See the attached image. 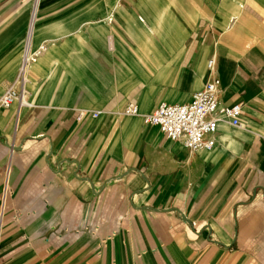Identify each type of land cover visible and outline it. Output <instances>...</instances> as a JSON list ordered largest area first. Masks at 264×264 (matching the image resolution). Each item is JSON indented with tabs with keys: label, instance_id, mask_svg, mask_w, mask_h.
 Instances as JSON below:
<instances>
[{
	"label": "crops",
	"instance_id": "obj_1",
	"mask_svg": "<svg viewBox=\"0 0 264 264\" xmlns=\"http://www.w3.org/2000/svg\"><path fill=\"white\" fill-rule=\"evenodd\" d=\"M27 38L28 105L0 108V264H264V0H0V97ZM212 77L244 105L211 150L144 124Z\"/></svg>",
	"mask_w": 264,
	"mask_h": 264
},
{
	"label": "built area",
	"instance_id": "obj_2",
	"mask_svg": "<svg viewBox=\"0 0 264 264\" xmlns=\"http://www.w3.org/2000/svg\"><path fill=\"white\" fill-rule=\"evenodd\" d=\"M36 54L29 50L27 38L22 54L21 64L14 82L0 97V108L7 109L13 104L27 106L28 77L27 72L36 60ZM213 58L207 61L210 73L214 70ZM220 87L216 77L210 78L201 90L192 94L186 104L160 103L148 114L142 115L145 125L156 127L170 142L180 143L190 153L199 150H211L215 145L214 135L218 122L232 127L240 126L243 103L232 106L222 105L219 101ZM125 116H137L136 105L129 104L122 112ZM92 116H97L93 113ZM83 118V112L77 115L76 121Z\"/></svg>",
	"mask_w": 264,
	"mask_h": 264
},
{
	"label": "bare ground",
	"instance_id": "obj_3",
	"mask_svg": "<svg viewBox=\"0 0 264 264\" xmlns=\"http://www.w3.org/2000/svg\"><path fill=\"white\" fill-rule=\"evenodd\" d=\"M37 2V0H35V3Z\"/></svg>",
	"mask_w": 264,
	"mask_h": 264
},
{
	"label": "rangeland",
	"instance_id": "obj_4",
	"mask_svg": "<svg viewBox=\"0 0 264 264\" xmlns=\"http://www.w3.org/2000/svg\"><path fill=\"white\" fill-rule=\"evenodd\" d=\"M35 2V0H33V3Z\"/></svg>",
	"mask_w": 264,
	"mask_h": 264
}]
</instances>
